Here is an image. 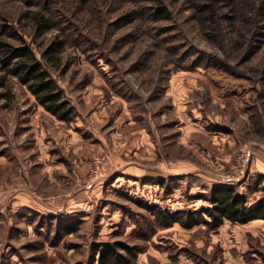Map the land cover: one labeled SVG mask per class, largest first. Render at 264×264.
<instances>
[{
    "label": "rangeland",
    "instance_id": "1",
    "mask_svg": "<svg viewBox=\"0 0 264 264\" xmlns=\"http://www.w3.org/2000/svg\"><path fill=\"white\" fill-rule=\"evenodd\" d=\"M166 2L171 10L170 19L161 24L167 26L172 34L164 35V38H175L173 53L193 46L213 55L221 65L193 67L185 59L182 64L186 67L176 69V65L163 53L157 55L153 52L158 48H155L156 41L148 26L138 21L110 28L108 44L118 36L127 35L111 55L113 64L102 58H92L72 45H54L51 50L53 57L48 55L47 64L74 106L72 118L64 121V125H58L54 121L56 117L35 102L17 77H6L0 83V152L10 159V165L0 169V184H16L19 164L22 163L25 184L37 187L33 188V195L52 196L51 190L55 185L48 166L54 156L69 152L65 155L73 166L77 159L79 164V158H82V166L77 167V171L72 169L70 174L63 176L65 179L69 176L65 184V189L69 190L77 180L82 187L92 184L88 177L94 157L99 153L108 155L106 174L90 186L94 188V195L86 198L89 209L85 207L83 212L76 213L79 222L66 237L58 240L46 237L45 227L40 222H46L48 216H61L50 214L47 209L7 207L0 211V264H96L97 256L93 258L92 244L113 240L140 248L134 264H264V219L246 224L224 222L215 229H209L202 223L186 228L179 222L169 223L165 217L175 211H196L208 206L205 197L212 187L207 192L200 188L191 189L208 183L209 176L217 184H229L226 172L240 146L247 144L252 149L251 161L254 152L264 150V37L253 28L242 34L237 44V34L226 19L218 20L214 37H207L194 26L197 20L190 0ZM259 3L261 0L255 4ZM27 10L28 6L20 2L0 0V14L7 13L15 18L18 14L26 15ZM217 10L222 14L227 9L220 2ZM114 13L112 8L110 14ZM31 25L32 20L27 14L20 22V29L28 42ZM54 34L47 31L34 39L33 49L38 58V51L46 47ZM10 40L16 44L20 42ZM170 44V41L166 43ZM0 75H3L2 71ZM6 87L11 88V94H5ZM244 94L247 95L243 104L237 105L238 108L235 103L221 102L226 96L239 101ZM100 102L105 103L103 110L110 117L104 121L99 120L105 115L93 116V113L101 112H94ZM243 107L247 112L248 123L245 125L239 112ZM207 113L221 114L223 120H219L220 124L233 126L230 132L235 139L232 142L225 140L223 148V153L230 154L229 159L222 161V169L218 172L211 170L209 162L203 159L208 157L197 152L196 147L197 144L202 145L204 154H207L215 151L216 142L222 143L223 139L192 135L189 130L194 120ZM32 115L39 129H48L55 139L61 127L71 130L77 139L74 138L65 150L52 139L51 158H39L31 147L33 135L29 122ZM181 117L189 122L182 123L183 127L179 124ZM128 118L134 120L129 134L144 128L153 139H162V151H167L169 161L182 157L184 168L180 174L168 173L162 179L154 176L133 178L122 169L128 165L147 167L149 160L136 156L129 161L125 159L124 167H113L112 157L105 146L95 150V139L97 144L102 135L109 140L114 127L125 119L127 122ZM214 122L205 125L213 130L219 124ZM182 130L185 139L179 143L176 140L177 137L181 140L179 134ZM42 152L46 153L44 150L39 153ZM32 153H35L34 157ZM156 161L158 157L151 159L152 168L156 167ZM128 162L130 164H126ZM32 168L30 173L28 169ZM262 177L264 174L249 168L244 180L255 184ZM240 182L244 181L235 184ZM260 196H264V187H258L255 193L250 194L249 201L254 202ZM37 198L41 201L40 197ZM53 200L54 196L50 197L49 203ZM180 218L185 217L182 215Z\"/></svg>",
    "mask_w": 264,
    "mask_h": 264
},
{
    "label": "trees",
    "instance_id": "2",
    "mask_svg": "<svg viewBox=\"0 0 264 264\" xmlns=\"http://www.w3.org/2000/svg\"><path fill=\"white\" fill-rule=\"evenodd\" d=\"M4 1L20 2L28 6L27 14L32 20V25L28 42L22 34L24 31L20 29V22L27 14H18L15 18L7 13L0 14V71L3 72V75H0V83L6 77H17L33 95L35 102L59 120L69 121L74 106L58 85L47 64L49 56L53 57L51 50L54 45H72L87 52L92 58H102L113 64L111 55L119 48L120 42L127 39V35L118 36L108 44L110 28L139 21L148 26L152 38L156 41L155 48H158L153 49V52L157 55L163 53L176 65V69L186 67L182 64L185 59L190 61L193 67L221 65V61L213 55L193 46L173 53L175 38H164V35L172 34L167 26L161 24L162 21L170 19L171 10L166 0H2ZM257 1L190 0L197 20L194 26L207 37H214L218 20L226 19L237 34V44L242 34L252 31L253 28L264 37V0L255 4ZM220 2L227 9L222 14L217 10ZM112 8L115 10L114 15L110 14ZM47 31H53L55 34L46 47L38 51V58L33 49L34 39ZM10 39L20 42L16 44ZM169 41L172 44L166 45ZM11 92V88L6 87L5 94L9 95ZM0 154L5 153L1 151ZM244 179L241 180L245 183L243 190L240 189L243 184L241 182L237 185L215 184L205 197L208 206L196 211H175L165 217L169 223L179 222L186 228L202 223L209 229L219 227L224 220L244 224L250 220L264 219V196L254 202L249 201L250 194L256 192L261 181H255L253 184L246 183ZM75 215H53L48 216L46 222H40L41 226L45 227L46 237L58 240L73 232L79 222ZM182 215L184 219L180 218ZM91 248L94 252L93 258L97 256L96 264H134L140 251L138 246L120 240L94 242Z\"/></svg>",
    "mask_w": 264,
    "mask_h": 264
},
{
    "label": "crops",
    "instance_id": "3",
    "mask_svg": "<svg viewBox=\"0 0 264 264\" xmlns=\"http://www.w3.org/2000/svg\"><path fill=\"white\" fill-rule=\"evenodd\" d=\"M247 94H244L243 97L239 101L235 99L233 96H226L222 99V104L224 102H231L232 104L237 105L243 104L244 97ZM246 100V99H245ZM105 103H98L96 105V108L94 109V112L96 110L101 111L99 114L93 113L94 117H100L101 115H105L102 117L99 121H104L106 118H110L109 114L104 109ZM234 104V105H235ZM103 106V107H102ZM102 107V108H100ZM200 107V106H199ZM201 111L202 108H199ZM243 111L239 110L240 115L244 117V125L248 123L247 121V112L246 109L243 107ZM103 111V112H102ZM202 112V111H201ZM181 111H179V114ZM49 115H51L49 113ZM114 115V114H113ZM111 115V116H113ZM35 116L32 115V119L29 122L30 123V132L31 135H33L32 138V150L34 149L36 155H38L39 158L45 159L47 156L49 159L51 158L50 155L52 152L49 150L51 147V143L53 142L52 139L55 140L56 143H59L57 145H61L63 149L69 148L71 142L75 138L77 139V136L71 132V130L67 129L66 127H61L58 129L56 139L52 137L50 131L48 129H44L41 131L39 129V124L34 118ZM118 117V115H117ZM197 118V117H196ZM223 120V117L221 114H211L207 113L205 115L199 116L197 120H194L193 126L189 128V130L192 131V135H208L209 137H213L215 139H223L222 143L216 142L217 149L213 152L209 151L207 154H204V150L202 145L197 144V152L201 153L202 156L208 157L203 158L204 160H207L209 165L211 166V170H214L216 172L220 171L222 169V161L228 160L230 154L223 153L224 143L225 140L228 142H232L234 138V134H232L233 126L226 127L223 124H220L219 120ZM179 124L182 125V123L185 124V122L188 124L189 122L185 118L180 119ZM242 120V118H240ZM54 121L58 125H64L65 122L63 120L54 119ZM217 121L218 126L216 129H212V127H207L205 123H212L214 124ZM134 123V120L132 118H128L127 122L126 119L121 122L118 126H115L114 129L111 132V138L108 140L107 136L102 135L98 136L100 141L93 142L96 147V151L101 150L99 148H107L110 152V156L112 157L111 166L113 167H122L123 162L125 159H128V161L132 157L137 158H143L145 160H149V166L147 167H140L135 165H128L127 167H124L123 170L124 173H127L130 176L135 177H159V178H165L167 177L168 173H174V174H180L182 169L184 168V162L182 157L179 159H173L169 161L167 157V151L163 149V142L162 139H156L152 138V135L143 130L144 128H140V130H134L129 134L130 126ZM183 127V125H182ZM187 127V125H186ZM188 128V127H187ZM225 132V133H223ZM187 133V132H186ZM140 135V136H139ZM226 135V136H224ZM179 137H181V140H178L177 142L181 141L183 143L185 139V133L182 130V133L179 134ZM107 139V140H106ZM215 141V140H214ZM180 143V142H179ZM196 143V142H195ZM220 146V147H218ZM44 150L46 153L42 152L39 153L40 150ZM222 149V151L218 150ZM35 153H32V157H34ZM63 153V154H62ZM61 156H54V158L51 160L52 163L49 164V170L48 172L52 176L51 179L54 181L55 188L51 190V195L54 196L53 202L46 203L44 201H39V199L33 195V188H37L34 185L30 186L27 183L25 184V177H24V171L22 166L23 164H19V178L16 177L17 182L14 185H2L0 184V211L4 208L11 207L12 209H19V208H29L32 210H39V209H47L50 211V214H58L61 216H68V215H75L77 212H83V208L87 207L89 209V202H86V198L94 195V188H91L90 186L92 184H87L82 187L81 183H79L77 180L74 182L71 186V189L68 190L65 189V184H67V181L69 180V176L66 177V179L63 177L67 174H70V171L72 169L74 171H77V167L82 166V158H79V164L78 159L74 163V166L69 162V158L66 157L65 153L69 152H62ZM124 153V154H123ZM253 160L251 161V164L249 165L250 170L258 173L264 174V150L259 149L258 151L254 152ZM86 157H89L86 156ZM128 157V158H127ZM158 157V161L154 163L156 167L152 168L151 165V159ZM120 161V163H119ZM158 162V163H157ZM173 162V163H172ZM126 164H130L129 162ZM10 165V159L5 154H0V169L4 170ZM15 165H18L17 162H15ZM39 165V164H38ZM158 165V166H157ZM255 166V169H254ZM248 168V169H249ZM254 169V170H253ZM28 171L31 173L33 171V168L31 170L28 169ZM248 172V170H247ZM200 174V173H199ZM119 176V175H118ZM58 178L60 180H58ZM208 183L193 186L192 190H195L197 188H200L202 191L207 192L214 184H217L213 178L209 176ZM31 180L30 178L28 179ZM135 180V179H133ZM264 178L262 177L261 182L259 183L260 187H264ZM7 182V181H6ZM248 181H246L247 183ZM147 185V184H145ZM144 185V188L146 187ZM207 185V186H206ZM99 187V185L97 186ZM245 187V183L240 185V189L243 190ZM99 188H97L98 192ZM89 211V210H88ZM259 220V219H254ZM250 220L248 222L254 221ZM225 223H231V224H240V223H232L229 220H224ZM223 222V223H224ZM247 222V223H248ZM246 224V223H244Z\"/></svg>",
    "mask_w": 264,
    "mask_h": 264
},
{
    "label": "built area",
    "instance_id": "4",
    "mask_svg": "<svg viewBox=\"0 0 264 264\" xmlns=\"http://www.w3.org/2000/svg\"><path fill=\"white\" fill-rule=\"evenodd\" d=\"M252 154V149L247 145H243L238 148L234 160L230 164L229 169L226 172V178L230 183H235L245 178ZM107 161L108 155L106 153H99L94 157L89 171V183L96 182L106 174ZM35 195L37 197H40L41 200L46 203H49V198L53 197L46 195H38L36 193Z\"/></svg>",
    "mask_w": 264,
    "mask_h": 264
},
{
    "label": "flooded vegetation",
    "instance_id": "5",
    "mask_svg": "<svg viewBox=\"0 0 264 264\" xmlns=\"http://www.w3.org/2000/svg\"><path fill=\"white\" fill-rule=\"evenodd\" d=\"M244 145H247V144H244ZM253 155V154H252ZM249 167V166H248Z\"/></svg>",
    "mask_w": 264,
    "mask_h": 264
}]
</instances>
